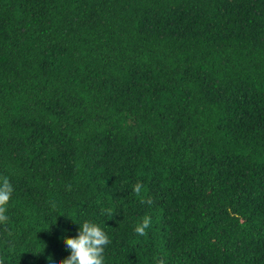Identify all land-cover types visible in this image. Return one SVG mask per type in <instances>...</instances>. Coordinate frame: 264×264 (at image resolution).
<instances>
[{
  "label": "trees",
  "instance_id": "16d2710c",
  "mask_svg": "<svg viewBox=\"0 0 264 264\" xmlns=\"http://www.w3.org/2000/svg\"><path fill=\"white\" fill-rule=\"evenodd\" d=\"M0 177L3 264H264V0H0Z\"/></svg>",
  "mask_w": 264,
  "mask_h": 264
},
{
  "label": "clouds",
  "instance_id": "9594fccd",
  "mask_svg": "<svg viewBox=\"0 0 264 264\" xmlns=\"http://www.w3.org/2000/svg\"><path fill=\"white\" fill-rule=\"evenodd\" d=\"M133 190L137 194L141 193L143 190L142 184H135ZM13 196L14 186L9 178L0 177V228H3L5 231L8 230L10 224L8 210ZM148 202L151 203V201ZM150 222V218L145 217L142 223L136 226L135 232L140 236L145 235V230L150 226ZM75 224L78 225L75 236L70 238L65 234L59 237L69 255L63 260L46 256V264H106L105 253L111 240L105 229L100 223L93 220H85L81 224ZM63 231L65 233L68 232L67 229ZM0 264H3V262L0 261ZM156 264H165V262L163 259H158Z\"/></svg>",
  "mask_w": 264,
  "mask_h": 264
}]
</instances>
